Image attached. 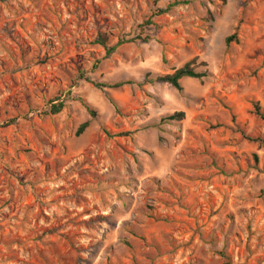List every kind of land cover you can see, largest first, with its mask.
<instances>
[{"label": "rangeland", "instance_id": "374dc122", "mask_svg": "<svg viewBox=\"0 0 264 264\" xmlns=\"http://www.w3.org/2000/svg\"><path fill=\"white\" fill-rule=\"evenodd\" d=\"M254 103L264 0H0V264H264Z\"/></svg>", "mask_w": 264, "mask_h": 264}, {"label": "trees", "instance_id": "16d2710c", "mask_svg": "<svg viewBox=\"0 0 264 264\" xmlns=\"http://www.w3.org/2000/svg\"><path fill=\"white\" fill-rule=\"evenodd\" d=\"M159 13H164V12L159 11ZM231 42L238 44V40L235 37H230V38H227L225 40L226 45H229ZM96 43L98 45H100L101 47H103L104 49H106L108 54L112 53L114 50V48L107 49L106 38L103 35H100L97 37ZM192 65H193V61L190 63H187L184 66H182L181 68L175 70L172 74L165 75L162 77H158L156 79V81L160 82V83L168 84L171 87H173L175 90L180 92L181 91V86H180L181 80L186 79V78H188V79H202L206 76V72L196 73L195 69ZM202 65L206 66L205 64H202ZM86 81L89 82L90 84H92L93 87L98 89V90H102L105 88H118L120 86V84L108 86L105 84L90 82L88 80H86ZM148 82L151 83V80H149ZM50 104H51V106L49 107V114L50 115H56V114L60 113L64 107L63 103L53 104V102H50ZM252 114L254 115V117L258 121L264 123V111L261 110L258 103L253 104ZM92 115H94V114H92ZM182 119H183V113L178 112V113L172 114L171 116H168L165 120L166 121H180ZM86 127H87V123H83L82 125H80L76 131V136L81 135L84 132V130L86 129ZM245 139L250 143L257 144L259 147H264V137L263 136H255V137L245 136ZM225 264H230V263L227 261V262H225Z\"/></svg>", "mask_w": 264, "mask_h": 264}]
</instances>
